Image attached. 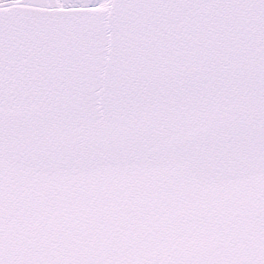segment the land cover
I'll return each mask as SVG.
<instances>
[{
	"label": "snow or ice",
	"instance_id": "obj_1",
	"mask_svg": "<svg viewBox=\"0 0 264 264\" xmlns=\"http://www.w3.org/2000/svg\"><path fill=\"white\" fill-rule=\"evenodd\" d=\"M0 264H264V0H0Z\"/></svg>",
	"mask_w": 264,
	"mask_h": 264
}]
</instances>
